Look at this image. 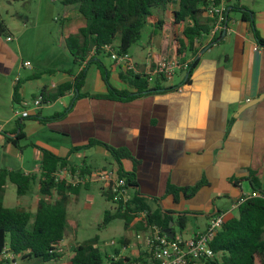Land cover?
Segmentation results:
<instances>
[{"label": "crops", "instance_id": "crops-1", "mask_svg": "<svg viewBox=\"0 0 264 264\" xmlns=\"http://www.w3.org/2000/svg\"><path fill=\"white\" fill-rule=\"evenodd\" d=\"M243 1L240 0L241 5L253 12L254 25L243 20L240 12L230 11L227 30L223 35L215 36L219 42L213 43V36L207 35L198 44L200 61L188 83V74L182 71L181 83H165V87H175L172 91L128 102L107 97L106 76L116 89L130 92H136V89L124 78L127 73L105 55H100L98 61L88 67L80 98L76 99L75 90L69 89L57 99H51L50 95L60 87L74 81L86 63L77 66L67 47L65 62L59 55L46 60L29 57L20 46L12 45L8 27L1 23L5 33L0 36V171L21 170L40 175L44 150L68 158L77 168L85 164L90 170L119 169L104 144L125 149L130 157L123 159V168L126 172H135L139 190L150 199L151 207L156 209L154 199H159L166 210L189 214L188 226L180 230L179 235L176 227L180 226L176 221L173 225L175 235L184 238L205 231L212 216L231 211L243 195L252 193L251 178L258 179V190L264 191V100L248 107L264 94V47L259 45L254 31L256 29L258 36L264 39V1L260 6L256 0L251 4ZM178 8V4H169L165 11H155L149 18L148 25L153 27L150 42L140 46L138 56L130 52L141 69L149 59L155 63L178 56V38H183L187 24L175 22ZM65 17L67 21L61 33L64 44L68 35L76 33L85 24L77 7H64ZM203 18L209 17L203 13ZM160 20H164L161 30L156 27ZM189 54L186 61L192 60ZM25 61H30L33 68L23 67ZM47 76L51 79L43 84ZM17 77L21 79L20 84H15ZM18 84L20 103L15 104ZM29 88L38 91L32 94L33 100L45 91L46 100L51 103L44 105L34 118L24 119L25 138L17 147L2 131L15 133L18 130V123L23 119L15 116L14 106L22 108L24 103L30 102ZM63 113V117H58ZM91 141L100 143L88 147ZM27 146L34 149L33 166L31 163L26 165L22 149ZM77 147L82 150L73 152L72 149ZM100 154L112 159L106 160L111 166L107 163L96 166L91 162L92 156ZM10 157L19 160L20 168L9 164ZM9 184L6 185L4 204L12 208V200L7 203ZM94 185L69 197V225L76 224L75 211L83 190H91ZM33 186L37 193L34 201L19 199L17 205L35 214L42 196L40 184ZM170 186L178 190L177 196L168 193ZM246 186L250 191L245 192ZM46 198L55 202L60 196L54 193ZM233 216L232 211L228 219ZM127 230L133 235L121 236L118 240L121 245L117 244L113 251L118 248L123 257L145 256L143 244L136 239L138 231L133 227ZM69 243L65 239L59 248ZM104 244H99L101 249L108 246ZM75 247H67L64 252L61 249L60 264H72ZM107 253L109 257L115 255L114 252ZM20 264L30 263L21 261Z\"/></svg>", "mask_w": 264, "mask_h": 264}, {"label": "trees", "instance_id": "trees-1", "mask_svg": "<svg viewBox=\"0 0 264 264\" xmlns=\"http://www.w3.org/2000/svg\"><path fill=\"white\" fill-rule=\"evenodd\" d=\"M169 4H178L179 8L175 11V22L177 24L187 23L183 31V38H178V56L183 62L189 57L188 53L192 56L190 68L186 71L188 74L186 82L188 83L200 61L201 47L197 45V41L209 35L213 29V19L205 20L203 18L207 0H64V7H77L78 12L85 19V24L76 33L65 38V44L73 56L75 64L80 67L84 63L86 65L75 75L72 83L63 85L55 94L50 95L51 99H57L69 89L75 90L76 99L80 98L90 64L98 61L100 55L110 57L105 46L118 44L117 47L121 54L130 53L131 48L142 39L143 31L149 24V18L155 11H165ZM228 9L229 12L232 10L240 12L243 20L250 21L254 25L251 15L253 12L242 6L240 0ZM60 21L63 26L67 18L63 16ZM163 24L164 20H160L156 27L161 30ZM254 31L259 45L264 47V39L258 36L256 29ZM4 33L5 28L1 25L0 36ZM216 42L219 40L215 39L213 43ZM99 67L103 68L101 64ZM124 78L136 89V92L114 88L106 76L105 79L109 87L107 97L110 100L128 102L175 89L173 86L165 87L167 81L163 79H157L155 83H150L146 76L133 72H128ZM19 84L15 90V104L20 103ZM42 96L46 100L45 91ZM64 115L65 113L58 114V117ZM32 118L34 116L25 119ZM23 129L24 119L19 121L18 130L15 133L4 131L2 133L19 147V141L25 138ZM99 143L91 141L88 147ZM104 145L118 164L120 175L127 179V187L130 189L132 197L127 203L121 202L115 205L112 195L102 189L107 201L113 205L106 211L103 225L106 226L116 219H122L126 229L133 227L138 232H145L150 227L157 226L165 232L171 223L176 221L180 229L185 230L188 226L189 214L166 210L159 199H154L157 208L153 209L149 204L150 199L142 195L139 190L135 172H126L123 168L122 161L130 157L129 153L125 149ZM80 150L82 148L72 149L73 152ZM43 154L40 175L26 174L21 170L4 169L0 171V255L4 251L14 255L15 263L19 259L30 264H60L62 252L59 245L65 240L69 227L67 211L69 197L79 194L82 188L90 185L72 187L66 185L64 181H57L56 173L61 168L76 169L77 167L72 165L68 158L59 157L51 151L44 150ZM80 168L84 172L91 171L85 164ZM250 181L254 191L264 194V191L258 190V179L254 177ZM8 182L17 187L19 196L26 195L34 184H40L42 198L39 200L35 214L22 208L5 206L4 195ZM54 193L60 198L55 202L48 201L46 197ZM168 193L177 196L178 190L170 186ZM143 213L146 215L142 216ZM211 246L217 256L196 264H264V198H252L242 204L237 210V215L226 221ZM119 253L120 250L115 248L114 254L119 255ZM108 255L100 248L99 238L95 237L76 245L71 262L72 264H122L130 261L125 258L114 262ZM135 259L131 258V260ZM139 259L145 261V256L141 255ZM35 260L38 262L36 263ZM10 262L13 263L7 260L0 261V264Z\"/></svg>", "mask_w": 264, "mask_h": 264}, {"label": "built area", "instance_id": "built-area-1", "mask_svg": "<svg viewBox=\"0 0 264 264\" xmlns=\"http://www.w3.org/2000/svg\"><path fill=\"white\" fill-rule=\"evenodd\" d=\"M51 1L57 2V0ZM228 8L229 0H207L204 13L213 19V29L209 34L213 36V39H215L216 34L227 30V21L229 18ZM201 40L197 41V45ZM105 50L109 53L114 63L120 66L125 73L133 72L138 75H144L150 83H155L157 79H163L167 82L172 81L179 70L186 72L192 62V60L183 62L179 56L163 58L155 63L149 59L145 64V68L141 69L130 53L121 54L117 46L106 45ZM23 67L32 69L33 65L30 61H25L23 62ZM20 80V77H17L15 84L19 83ZM50 103L51 101L45 100L43 96L37 97L29 104L24 103L25 108L16 110L15 116L22 119L29 118L41 110L44 105ZM56 177L57 181H64L66 185L72 187L100 184L102 189L112 195V201L115 205L121 202L127 203L132 197V193L127 187V179L122 177L119 170L115 167L99 168L91 170L90 172H84L81 168L71 169L70 167H64L56 173ZM259 197L264 198V194L258 191H252L249 195H243L233 204L231 211L220 212L212 216L207 229L196 233L191 238L176 235L174 238H170L157 226H152L145 232H137L136 239L143 244L145 261L140 260V256L135 260L121 255H111L110 258L114 262L125 258L130 259V261L122 264H196L202 260L213 259L217 254L213 250L211 243L218 232L224 227L229 214L233 210H238L248 200ZM145 215L146 213L142 214V216ZM104 245L117 246V243L111 241L106 242ZM14 259V255L8 254L5 251L0 255V261L9 260L15 263Z\"/></svg>", "mask_w": 264, "mask_h": 264}, {"label": "rangeland", "instance_id": "rangeland-1", "mask_svg": "<svg viewBox=\"0 0 264 264\" xmlns=\"http://www.w3.org/2000/svg\"><path fill=\"white\" fill-rule=\"evenodd\" d=\"M256 1L260 6L263 4L264 0ZM63 2L64 0H57V2H52L51 0H0V24L5 23L8 27L9 38L13 40L12 45L14 47L20 46L29 57L38 56L40 59L46 60L52 58L54 55H59L58 57H61L63 62H65L67 52L66 46L62 41V23L60 21L64 16ZM243 2L251 4L250 2H252V0H244ZM237 3L238 0L229 1L231 7ZM232 11L235 12L234 10ZM152 33L153 27L148 25L143 31L142 39L131 48L130 52L132 55L138 56L140 46L150 42ZM183 75L182 71L179 70L174 79L169 81V83H181ZM50 79L51 76H47L43 84L49 82ZM37 92V90L29 88L30 102H26L27 104L33 101L32 94ZM14 107L16 108L15 110H22L25 108L24 105H22V108H19V105H15ZM57 107H60L59 104ZM22 151H24L25 154L26 165L31 163L33 166L35 164L33 159L34 149L27 146L23 148ZM106 160L111 161L112 159L106 158L101 154L91 157V162L96 164V166L106 164ZM9 161V164H13V167L20 168V162L15 157H10ZM106 165L111 166L109 162ZM35 191V186H33L26 196H19L17 194V187L10 183L8 186L9 199H7V203L9 200H12V207L24 208L21 205H17V201L19 199H28V202L34 201L35 195L37 194ZM248 191H250V188L246 186L245 192ZM79 201L75 211L76 224L70 223L69 225L65 239L67 242L70 241V243L68 246L66 244L62 246L61 249H63V252L64 249L67 250V247L72 248L74 245L95 237L99 238V244L101 245H103L104 242L111 241H115L117 244L121 245L118 241L121 236L126 234L133 235L132 232L126 229L125 222L122 219H116L106 226L103 225L105 213L112 207V204L108 202L103 195L99 184L94 185L91 190H83ZM233 214L237 215V210H233ZM193 223L194 222H192L191 225H193ZM180 230L179 227H176L178 235L180 234ZM123 246L124 245H122V248ZM114 247L115 246H105L102 250L104 253L107 251L111 253L114 252ZM129 257L132 258L133 255ZM35 261L36 263L38 262L37 260ZM20 262L21 261L18 260L17 263L10 262L6 264H20Z\"/></svg>", "mask_w": 264, "mask_h": 264}, {"label": "water", "instance_id": "water-1", "mask_svg": "<svg viewBox=\"0 0 264 264\" xmlns=\"http://www.w3.org/2000/svg\"><path fill=\"white\" fill-rule=\"evenodd\" d=\"M225 33V32H224ZM264 100V94H262L258 99H256L255 101H253V103H250L248 105V107L254 105V104H257L261 101ZM173 225L174 223L172 222L170 227L168 229L165 230V233L170 237V238H174L175 237V233L173 232Z\"/></svg>", "mask_w": 264, "mask_h": 264}]
</instances>
